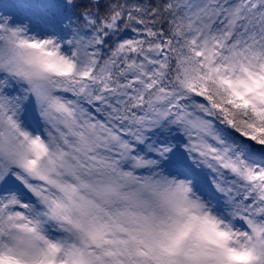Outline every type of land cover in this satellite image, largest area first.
Returning a JSON list of instances; mask_svg holds the SVG:
<instances>
[{"label": "snow or ice", "instance_id": "obj_1", "mask_svg": "<svg viewBox=\"0 0 264 264\" xmlns=\"http://www.w3.org/2000/svg\"><path fill=\"white\" fill-rule=\"evenodd\" d=\"M0 264H264V0H0Z\"/></svg>", "mask_w": 264, "mask_h": 264}]
</instances>
